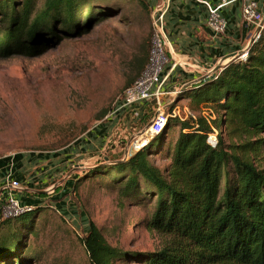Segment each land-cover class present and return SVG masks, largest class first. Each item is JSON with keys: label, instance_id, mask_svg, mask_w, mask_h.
<instances>
[{"label": "trees", "instance_id": "trees-1", "mask_svg": "<svg viewBox=\"0 0 264 264\" xmlns=\"http://www.w3.org/2000/svg\"><path fill=\"white\" fill-rule=\"evenodd\" d=\"M38 2L0 0V60L39 56L119 14L108 0ZM79 13L83 21L76 20ZM148 54L145 47L135 61V79ZM189 97L195 98L189 104L195 118L168 119L129 159L96 165L83 175L106 179L122 204L149 205L145 226L165 238L163 247L114 248L88 221L81 242L91 264H264V25L244 61L233 60L217 75L184 87L176 99ZM202 104L211 107L215 120L208 123L198 114ZM172 127L179 128L174 139ZM212 127L219 131L214 148L206 143ZM150 157L168 163L159 166ZM40 208L0 215V264H36L28 237L37 235L32 229Z\"/></svg>", "mask_w": 264, "mask_h": 264}, {"label": "rangeland", "instance_id": "rangeland-1", "mask_svg": "<svg viewBox=\"0 0 264 264\" xmlns=\"http://www.w3.org/2000/svg\"><path fill=\"white\" fill-rule=\"evenodd\" d=\"M108 1L119 14L90 32L39 56L0 60V165L13 162L11 174L0 180V203L10 193L21 208L41 207L33 222L37 235L28 237L36 264H91L81 242L88 221L114 248L154 251L165 243L145 226L149 205L122 204L106 179L83 178L88 168L122 160L139 137L135 130H144L151 120L145 114L142 124H134L131 113H112L136 80L135 61L145 47L149 51L151 12L139 0ZM83 15L76 20L83 21ZM182 102L171 103L180 115ZM164 103L169 110L170 101L164 98ZM178 132L172 127L170 138ZM150 159L159 166L168 163L163 157ZM13 183L17 187H8Z\"/></svg>", "mask_w": 264, "mask_h": 264}, {"label": "built area", "instance_id": "built-area-1", "mask_svg": "<svg viewBox=\"0 0 264 264\" xmlns=\"http://www.w3.org/2000/svg\"><path fill=\"white\" fill-rule=\"evenodd\" d=\"M193 1L205 8L207 12L206 25L216 35L224 33L227 28V22L221 16L220 10L238 1L243 2V22L258 29L253 35L252 42L259 37V33L264 25V22L262 23L264 15L258 12L257 3L255 1L217 0L215 4L211 3L210 0ZM167 9L168 3L163 2L155 6L151 11L152 35L148 61L139 77L124 89L121 97L116 101L115 109L112 112L113 114L131 113V115L134 116V119H132L134 124H142L141 119L145 114L151 116L149 125L144 130H135L138 132L139 137L133 145L137 146V148L133 152H129V149L133 145L128 146L127 151L123 154L122 159L124 160H127L148 144L165 127L168 119L178 118L183 121L189 117L195 118V113L187 106L183 107L182 115H180L179 107L176 106V104H171L176 101L175 99L177 97L170 100L169 110L166 109L168 104L164 103V98L166 99L167 96L164 86L168 76L166 75L169 63L168 51L171 49L169 40L164 31V17ZM247 51L248 49L237 55L238 60L244 61L247 56ZM213 76H215L214 71L204 78L209 79ZM176 96H178V94ZM138 109H141L140 111L142 112L139 113ZM198 114L208 123L216 119V115L208 105L202 104ZM132 127L135 129L137 126L134 125ZM218 135L219 131L212 127L211 132L206 135V143L214 148L217 144ZM135 143L137 144L135 145ZM10 186L17 187L15 183L8 185V187ZM28 210V208H21L18 201L8 193L5 202L0 207V215L2 218H9Z\"/></svg>", "mask_w": 264, "mask_h": 264}, {"label": "crops", "instance_id": "crops-1", "mask_svg": "<svg viewBox=\"0 0 264 264\" xmlns=\"http://www.w3.org/2000/svg\"><path fill=\"white\" fill-rule=\"evenodd\" d=\"M257 3L258 12L264 15V0ZM150 12L160 3L167 2L164 31L171 49L168 51L166 99L177 97L182 88L198 83L216 67L226 66L250 46L256 28L242 20L243 2H236L220 10L227 22L224 33L216 35L206 25L207 12L193 0H143ZM217 3V0H210ZM220 71V70H219ZM218 71V73H219ZM176 100V99H175ZM177 101V100H176ZM189 107L190 101L181 100ZM179 102V101H178ZM139 113L141 109H138ZM6 162V163H4ZM0 165V180L11 174V160ZM13 197V194H11ZM14 198V197H13ZM1 207V206H0Z\"/></svg>", "mask_w": 264, "mask_h": 264}, {"label": "water", "instance_id": "water-1", "mask_svg": "<svg viewBox=\"0 0 264 264\" xmlns=\"http://www.w3.org/2000/svg\"><path fill=\"white\" fill-rule=\"evenodd\" d=\"M264 22V18H263V20H262V23ZM258 31V29H256V32ZM252 40H253V37H252V39L250 40V44L252 43ZM249 48V47H248ZM225 66H219V67H216L215 68V70H214V75H216V74H218V71L219 70H221V69H223ZM204 79H206V78H203V79H201V80H204ZM183 89V88H182ZM181 89V90H182ZM177 100V99H176ZM153 104V103H152ZM130 158V157H129ZM128 158V159H129ZM122 161H125L124 159H122ZM2 205V203H0V206Z\"/></svg>", "mask_w": 264, "mask_h": 264}]
</instances>
